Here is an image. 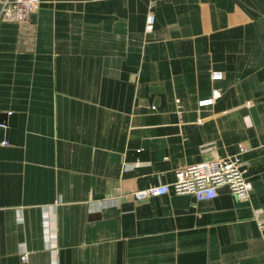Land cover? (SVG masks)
<instances>
[{
    "label": "crops",
    "instance_id": "1",
    "mask_svg": "<svg viewBox=\"0 0 264 264\" xmlns=\"http://www.w3.org/2000/svg\"><path fill=\"white\" fill-rule=\"evenodd\" d=\"M0 125V264H264V0H40ZM241 148L245 201L133 197Z\"/></svg>",
    "mask_w": 264,
    "mask_h": 264
},
{
    "label": "built area",
    "instance_id": "2",
    "mask_svg": "<svg viewBox=\"0 0 264 264\" xmlns=\"http://www.w3.org/2000/svg\"><path fill=\"white\" fill-rule=\"evenodd\" d=\"M40 0H2L0 2V21L22 22L37 10ZM156 17L149 14L147 19V32L154 28ZM213 80H221L223 75L219 72L212 74ZM218 89L213 90L212 98L200 102V106H209L216 99L220 98ZM2 127V125H0ZM2 144H5L3 142ZM241 152L229 156L199 164L180 168L176 172V181L171 186L163 185L149 188L145 191L136 192L133 197L136 200H144L149 197L161 196L169 193L173 189L177 195H190L197 201L213 200L219 196V190L229 187L231 193L239 201L249 198L252 185L247 179V169L242 162ZM22 260L27 261L26 254Z\"/></svg>",
    "mask_w": 264,
    "mask_h": 264
},
{
    "label": "water",
    "instance_id": "3",
    "mask_svg": "<svg viewBox=\"0 0 264 264\" xmlns=\"http://www.w3.org/2000/svg\"><path fill=\"white\" fill-rule=\"evenodd\" d=\"M221 190H228V191H230L229 187H224V188L220 189L219 192H220ZM230 192H231V191H230Z\"/></svg>",
    "mask_w": 264,
    "mask_h": 264
}]
</instances>
